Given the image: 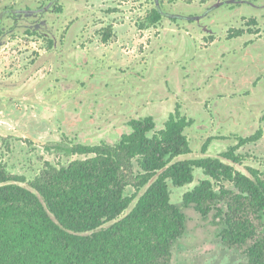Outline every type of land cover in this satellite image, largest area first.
Here are the masks:
<instances>
[{
    "label": "trees",
    "instance_id": "trees-1",
    "mask_svg": "<svg viewBox=\"0 0 264 264\" xmlns=\"http://www.w3.org/2000/svg\"><path fill=\"white\" fill-rule=\"evenodd\" d=\"M60 3L51 0L50 6L40 9L6 7L0 13V47L20 30L35 35L47 29L44 16L50 11L61 12ZM227 4L231 9L223 16L226 19L246 17L252 11L264 14V0H229ZM215 9L216 5L211 6L199 17ZM166 15L157 5L147 19L156 25ZM197 17H188L192 19L188 22L196 23ZM172 20L186 22L183 17ZM8 21L13 23L10 30ZM249 26L261 27L254 33L261 38L247 44L242 53L232 54L227 49L226 53L199 60L196 69L200 72L202 67L217 64L199 80L184 76L181 66L170 60L164 65L165 73L156 60L153 77H149L151 72L142 75L140 69L122 76L126 92L123 113L134 111L141 101L160 103L167 88L157 84L158 78L173 88L175 109L162 124L155 112L165 107L156 103L146 114L130 118L123 128L115 123V142L57 144L54 148L66 154L91 157L75 160L68 167L46 163L33 181L9 173L0 158V264H171L173 246L184 235L187 223L182 209L172 202L171 185H192L199 171L206 178L185 193L184 206H194L204 218L216 210L225 223L222 243L243 252L247 261L242 264H264V174L246 165L238 153L264 137L263 128L254 130L253 120L260 111L264 123V17L250 16ZM111 33L107 30L104 43ZM246 33L245 29L233 30L229 41ZM47 42L55 48L54 41ZM79 53L86 58L79 59L78 65L66 61L71 74H61L83 84L73 98L79 114L70 126L83 123V114L103 93V85L117 91L123 87L118 81L112 83L119 75L91 72L97 64L89 61L85 52ZM151 91L157 95L153 97ZM212 97L217 99L211 118L218 133L202 146L203 157H196L186 132L191 127L205 132L207 124H197L183 110L196 105L208 108ZM92 121L91 125L95 124ZM223 141L229 145L213 155L212 145ZM135 161L141 172H134ZM215 182L221 184L219 190H215ZM128 187L135 189L130 197L125 196ZM220 203L226 204L227 212L218 207Z\"/></svg>",
    "mask_w": 264,
    "mask_h": 264
},
{
    "label": "rangeland",
    "instance_id": "rangeland-1",
    "mask_svg": "<svg viewBox=\"0 0 264 264\" xmlns=\"http://www.w3.org/2000/svg\"><path fill=\"white\" fill-rule=\"evenodd\" d=\"M228 0H61V12H51L47 18L48 28L35 35L16 32L7 37V42L0 47V158L7 164L8 172L24 176L33 181L44 169L46 163L56 167H68L75 160H85L91 156H72L55 149L57 144L72 146L73 143L99 144L104 140L117 141L115 123L123 126L130 118L151 111L152 102L141 101L134 111L123 113L125 78L122 76L132 70L140 69L142 75L151 72L155 75L156 60L161 72L165 73L166 63L172 61L181 66L184 76L190 80H199L217 64L197 70L198 62L211 56H218L227 49L242 53L244 47L259 40L254 35L260 28L249 26L250 16L264 17L262 12L252 11L246 17L237 16L226 19L227 6L211 11L203 23H190L188 17L204 14L218 2ZM51 0H0V13L6 7L29 6L33 9L50 6ZM157 5L166 12V17L156 25H151L148 14ZM228 5V4H227ZM172 17L185 18L186 22L177 24ZM221 20L216 23L214 21ZM184 20V19H183ZM195 20V19H194ZM193 20V21H194ZM212 22V23H209ZM27 23H23L22 26ZM13 26L8 21V30ZM23 29V28H22ZM111 30V38L104 43L103 37ZM245 29L244 36L229 41L233 30ZM39 29H37L38 31ZM252 31L253 33H250ZM55 42V48L50 42ZM57 50V51H56ZM83 51L89 61L97 64L95 74H114L122 89L113 90L103 85L94 106L88 107L83 114V123L70 126L79 114L73 106V98L83 88L80 81L62 78L69 76V60L78 65L79 59L86 57L78 54ZM168 55V56H167ZM173 55V56H172ZM168 58V60H167ZM167 60V61H166ZM68 61V62H66ZM166 61V62H165ZM154 62V64H153ZM209 68V71H206ZM102 74L103 76H107ZM160 75V74H158ZM148 76V75H147ZM164 78V77H163ZM158 78L157 84L166 90L160 103L165 107L156 113L159 124L168 118L175 109V92L169 84ZM115 84V83H113ZM148 92V91H145ZM153 97L157 92H150ZM159 98V96H156ZM217 100L209 99L208 108L196 105L184 108L187 116L196 119L197 124H207L206 131H197L195 127L187 130L191 147L196 157H203L202 146L217 134L216 123L211 118L213 104ZM67 116V117H66ZM263 114L256 112L253 120L254 130L264 129ZM66 117V118H65ZM66 119V121H64ZM93 119V125L90 121ZM123 128V127H122ZM31 143H27L26 141ZM217 144H221L220 146ZM228 142H215L212 154L220 153ZM245 158V164L254 166L264 174V137L257 143L248 144L238 151ZM244 171L243 168L237 167ZM134 172H141L134 162ZM201 171L196 174L194 184L179 188L171 185V199L186 215L187 223L184 235L174 244L171 264H242L246 256L239 249L228 248L222 243L221 232L225 227L222 218L213 210L206 218L196 211L194 206L185 207L183 196L192 190L200 180L205 179ZM221 184L215 182V190ZM227 188L233 185L223 182ZM135 194V189L128 187L125 196ZM224 212L227 206L218 204ZM264 232V230H263Z\"/></svg>",
    "mask_w": 264,
    "mask_h": 264
},
{
    "label": "flooded vegetation",
    "instance_id": "flooded-vegetation-1",
    "mask_svg": "<svg viewBox=\"0 0 264 264\" xmlns=\"http://www.w3.org/2000/svg\"><path fill=\"white\" fill-rule=\"evenodd\" d=\"M229 1V0H228ZM227 1V2H228ZM227 2H218L217 4H216V8L217 9H222V8H224V7H226L227 6V9H231L230 7H231V5H227ZM209 14H205V15H203V17H199V15H198V17H197V21H196V23H203V22H205V20H207V19H210V18H207V16H208ZM221 20L219 19L218 21L216 20V21H214V22H216V23H218V22H220ZM209 23H212V22H209Z\"/></svg>",
    "mask_w": 264,
    "mask_h": 264
}]
</instances>
